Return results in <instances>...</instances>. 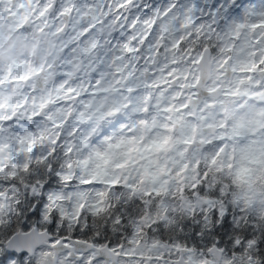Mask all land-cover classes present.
<instances>
[{"label": "snow or ice", "instance_id": "1", "mask_svg": "<svg viewBox=\"0 0 264 264\" xmlns=\"http://www.w3.org/2000/svg\"><path fill=\"white\" fill-rule=\"evenodd\" d=\"M0 264H264V0H0Z\"/></svg>", "mask_w": 264, "mask_h": 264}]
</instances>
